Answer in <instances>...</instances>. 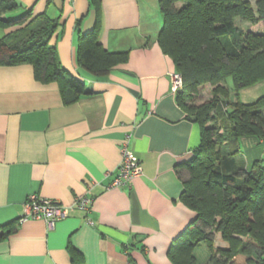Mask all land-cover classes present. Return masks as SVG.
Instances as JSON below:
<instances>
[{"label": "crops", "instance_id": "crops-1", "mask_svg": "<svg viewBox=\"0 0 264 264\" xmlns=\"http://www.w3.org/2000/svg\"><path fill=\"white\" fill-rule=\"evenodd\" d=\"M15 1L21 7L9 15L29 9L56 20L49 43L89 93L64 104L58 85L36 79L32 65L0 64V229L18 221L0 238V264H173L168 247L195 217L180 194L200 134L170 91L159 1L100 0L98 41L127 52L104 76L76 63L78 33L96 24L90 0ZM16 28L0 27V38ZM262 94L264 80L239 91L246 103ZM127 136L142 174L110 186ZM238 147L237 167L264 166L263 141L244 136ZM32 194L56 201L65 216L21 221ZM83 197L91 199L85 210L76 203Z\"/></svg>", "mask_w": 264, "mask_h": 264}, {"label": "trees", "instance_id": "trees-1", "mask_svg": "<svg viewBox=\"0 0 264 264\" xmlns=\"http://www.w3.org/2000/svg\"><path fill=\"white\" fill-rule=\"evenodd\" d=\"M96 24L78 33L76 63L94 76L106 75L127 60V52H112L99 41L100 0H90ZM163 23L158 34L161 51L182 77L178 104L199 127L200 142L186 162L189 177L180 199L195 217L169 245L173 264H264V166L253 161L250 169L236 165L239 139L253 136L264 142V94L242 102L239 91L264 80V30L250 25L264 21V0H158ZM15 0H0V27L17 26L0 38V64L32 65L43 83L58 85L64 104L89 93L85 84L59 62L49 40L56 20L46 15L9 13L20 8ZM247 21L241 28L236 18ZM227 77L232 80L227 84ZM213 85L212 96L200 105L186 103L198 86ZM18 224V221H16ZM15 222L0 229V238L13 232ZM209 230V231H208ZM226 243L213 248V232ZM207 243L206 262L193 253L195 244Z\"/></svg>", "mask_w": 264, "mask_h": 264}, {"label": "built area", "instance_id": "built-area-1", "mask_svg": "<svg viewBox=\"0 0 264 264\" xmlns=\"http://www.w3.org/2000/svg\"><path fill=\"white\" fill-rule=\"evenodd\" d=\"M170 91L176 94L182 87V77L179 73L171 71ZM128 136L122 142L120 148V161L115 170V176L110 183V186H120L128 183L134 177L142 174V166L140 162L133 156V153L128 148ZM91 202L90 198H78L76 203L80 209H87ZM26 213L23 218L42 219L48 223H53L55 220L61 219L66 214V209L60 206L56 201L44 199L32 194L28 197L25 203Z\"/></svg>", "mask_w": 264, "mask_h": 264}, {"label": "rangeland", "instance_id": "rangeland-1", "mask_svg": "<svg viewBox=\"0 0 264 264\" xmlns=\"http://www.w3.org/2000/svg\"><path fill=\"white\" fill-rule=\"evenodd\" d=\"M248 1H250V4L253 5L256 0H248ZM236 21H237V24L243 29H246L247 26L249 25V23H247V21H244L238 17L236 18ZM249 28H251L253 31L254 30H256V31L257 30H264V21H260L259 23L255 24V25H250ZM226 81H227V84L229 86H231V84H232L231 78L227 77ZM212 89H213V85L208 83V82L200 84L198 86L197 91L194 92V94H192L190 98H186L187 99L186 103L194 104V105H200L203 101L209 99L212 96ZM213 233H214L213 234V248L215 250L216 248H218V245L220 246L222 244H219V242H218L219 238H220L219 233L218 232H213ZM216 234H218L219 238L216 237ZM225 246H226V243H225ZM225 246H223V247H225ZM193 253L197 257L198 261L203 263L204 262V259H203L204 256H206V261H207L208 256H209L207 243H205L204 241H201V242L195 244V246L193 247ZM237 263L238 264H244V258L238 257Z\"/></svg>", "mask_w": 264, "mask_h": 264}]
</instances>
